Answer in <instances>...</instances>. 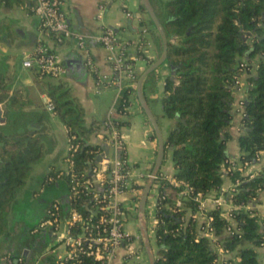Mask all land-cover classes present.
<instances>
[{
	"label": "trees",
	"instance_id": "16d2710c",
	"mask_svg": "<svg viewBox=\"0 0 264 264\" xmlns=\"http://www.w3.org/2000/svg\"><path fill=\"white\" fill-rule=\"evenodd\" d=\"M20 2L32 10L34 0H0V7H12ZM151 2L168 37L167 56L162 65L169 73L165 76L161 104L162 115L175 121L164 137L166 153L175 168L174 176L191 185L194 192H218L223 181L221 166L227 158V127L232 120L239 65L244 62L251 68L254 58L257 59L255 71L247 73L248 83L242 97L243 130L238 143L241 158L250 162H257L256 152L264 149V0ZM140 8L147 13L142 0ZM148 21L154 26L151 35L159 56L161 37L150 17ZM11 23L0 19V103L4 104L5 118V122L0 123V233L8 228L11 205L26 182L33 163L40 158L43 143L36 135L39 129L35 126L43 115L32 118L31 114L20 110L23 104L20 101L22 85L17 83L20 57L3 49L4 38L16 33L10 27ZM147 60L150 63L154 59ZM31 68L41 75L35 66ZM171 73L177 82L170 78ZM124 81L129 83L130 79ZM60 86L61 83H51L48 94L54 103V111L68 130L71 144L77 146L71 155L74 170L79 175L89 176L95 155L104 147L88 141L86 134L90 128L84 124L81 105L67 94L66 88L55 93V88ZM135 92L131 85L123 87L112 112L116 125L128 122L120 112ZM61 95L65 97L60 100ZM151 135L156 137L153 129ZM56 172L51 171L46 178L55 176ZM229 175L238 180L235 190L228 195L236 205L243 206L264 189V167L252 177L240 175L237 171ZM68 178L64 175L67 183ZM158 182L155 264H213L216 252L209 239L199 233L195 219L184 217L185 207L173 203L180 187L163 178ZM81 198H84L83 194L71 197L69 203H77L86 212L79 204ZM184 203L192 210L199 205L192 198L184 199ZM207 212L212 217L211 226L221 234L229 220L218 208ZM232 212L234 226L239 231L222 235L220 240L226 249L235 251L236 257L229 258L225 264H262L257 247L264 242V218L252 215L243 207ZM71 231L75 228L71 227ZM77 259L79 264L97 263L82 253ZM75 260L68 258L63 264H74Z\"/></svg>",
	"mask_w": 264,
	"mask_h": 264
},
{
	"label": "crops",
	"instance_id": "0c3cea01",
	"mask_svg": "<svg viewBox=\"0 0 264 264\" xmlns=\"http://www.w3.org/2000/svg\"><path fill=\"white\" fill-rule=\"evenodd\" d=\"M128 1L130 4H127V0L105 4L101 17H98L97 13L102 0H62V8L71 29L75 31L96 35L101 32L104 26L112 27L121 40L128 41L127 52L133 59L135 72L140 75L151 63L147 59L155 60L158 57L151 35L153 25L148 21V13L141 10L140 0ZM0 19H4L6 23L12 21L10 27L16 31L15 35L4 38L3 49L20 57L17 68V83L22 85L20 101L23 104L20 110L22 113L35 116L42 105L50 111L52 113L51 120L41 124V119L35 123V126L37 129L43 128L44 132L51 134L54 139L45 157L33 163L29 175L26 177L25 186L23 185V191L18 193L11 205L8 228L0 233V264H7L3 259L6 254L21 255L27 264H58L57 259L66 252L64 244L60 242V234L67 230L69 215L70 192L63 172L68 166L70 138L59 114L46 107L47 97L51 98L48 94L49 85L61 83L66 88L67 94L75 98L82 106L84 124L90 128V132L86 134L88 141L91 144L104 147L105 152L114 153L113 147L100 137V132L103 131L102 121L107 112L113 108L117 90L114 85L106 84L96 88V79L103 75H113V70L106 59V48L94 38L90 36L86 38V51L80 49L73 39L60 38L53 32L42 30L38 16L32 10H28L26 5L21 2L12 7L1 6ZM38 41L47 45L65 65V72L59 77L37 75L32 68L22 66L23 55L30 51ZM87 54L93 60L94 69H90L85 64ZM256 60V58L252 60V72L255 71ZM168 73V68L161 65L155 69L151 76L149 74L145 76L142 85L143 93L158 120L164 137L175 123L173 119L162 115L161 99L165 94V76ZM247 75V73H242L234 88L232 120L227 127L229 138L226 142L227 158L230 160H238L241 155L238 136L243 130V106L237 105V102L244 96V90L248 83ZM129 98L133 107L128 115H122V118L128 121L122 125V130L126 134L122 153L130 165H133L137 170L145 171L153 166L157 153V138L151 135V124L146 119V115L138 102L136 92L131 94ZM148 98L158 102L157 112L153 110ZM4 122V104L0 103V123ZM262 167H264V152L251 169L257 171ZM160 169L167 175L172 176L174 174L175 168L169 154L166 153ZM54 170L58 171L55 176L46 178ZM221 170L223 181L220 193L230 189L235 184V181L226 172L225 164L221 166ZM142 182L143 180L139 181V183ZM220 193L206 195L202 200L203 207L206 210L214 208L213 198ZM119 198L124 203L136 200L133 191L121 194ZM55 199L59 200L62 206L57 225L33 232V227L44 216L47 205ZM246 207L258 215L264 216V189L260 190ZM188 217L189 214L186 212V219ZM124 229L132 235V242L121 244L108 264H142L143 255L138 260L132 254L135 249L143 245L147 258L138 221V212L127 209ZM152 234L155 241V235ZM222 235L224 234L218 235L217 238L220 239ZM151 247L155 256L157 246L154 248L151 245ZM257 249L261 257L260 262H262L264 246L260 245ZM230 256L235 258V251L223 254V257L226 258ZM146 260L149 264L148 258Z\"/></svg>",
	"mask_w": 264,
	"mask_h": 264
},
{
	"label": "built area",
	"instance_id": "2783aa9c",
	"mask_svg": "<svg viewBox=\"0 0 264 264\" xmlns=\"http://www.w3.org/2000/svg\"><path fill=\"white\" fill-rule=\"evenodd\" d=\"M113 1L124 2L125 0H102L99 4L97 16L101 17L105 9V4ZM31 9L38 16L42 30L53 32L60 38L73 39L77 47L85 51L87 49L85 44L86 38L89 36L105 47L107 50L106 59L113 70V75L98 77L96 79V88H99L102 84H106L114 85L117 90L113 108L107 112L106 117L102 121L103 131L100 132V137L104 138L113 147L114 153L105 152L104 150L99 152V154L95 155L93 165L90 167V175L83 176L74 170V162L71 155L77 149V146H73L70 142V154L67 157L68 166L63 172V175L69 177V201L71 197L83 194L84 198H81L82 201L79 204L86 209V212H83L77 203H69L67 230L60 234V242L64 244L66 252L59 256L57 259L58 264H63L68 258H76L74 264H79L77 257L81 253L91 257L97 262L96 264H108L115 255L116 249L121 244L132 242V235L128 234L124 229L126 211L127 209H132L138 212V202L141 193L144 185L150 178H152V182L144 213L147 231L155 235L159 222L157 216L159 201L158 179H167L173 185L180 187L178 196L173 202L174 205L177 207H185L184 217L186 218L187 212L189 217L195 219L199 233L209 239L212 248L215 250L216 257L213 264H225L229 258H233V256L223 257V254L229 253L232 250L226 249L221 240L217 238L220 234H217L210 224L212 217L207 212L210 209L206 210L202 204V200L206 195L220 193L221 187L218 192H208L205 194L194 192L193 187L187 182L176 178L174 174L172 176L167 175L160 168L159 173L157 171L153 173L152 167L145 171L137 170L126 161L124 153H122L126 134L122 130V125L115 124L112 112L115 110L123 87L125 85L136 87L138 79V75L134 69L133 59L127 52L128 41L121 40L114 29L109 26H104L101 32L96 35H89L71 29L62 8V0H34ZM21 62L24 67L31 68L35 66L41 75L49 77L57 78L65 72V65L41 41H38L30 51H27L23 55ZM85 64L90 69H94L93 60L89 54L86 55ZM252 69L253 66L249 68L244 62H241L239 65L240 74L236 77V85L239 82V76L242 73H248ZM125 79H130V82L125 83ZM237 105L242 106V98L238 100ZM46 107L54 111V103L50 97L46 99ZM132 107V102L129 98L128 103L124 105L123 111L120 114L128 115ZM263 152L264 149L256 152L257 162ZM257 162H250L247 159H242L240 156L238 160L226 158L223 164H225V170L228 174L237 171L240 175L252 177L259 171L251 169ZM140 180H143V182L139 183ZM234 181L235 184L233 187L222 191L218 196L213 198L215 203L214 208L220 209L221 215L229 220V223L221 233L224 235L234 234L239 231L234 226L235 221L232 212L234 209L243 207L250 211L252 215H258L255 211L246 207L248 203L243 206L236 205L228 197L238 184L237 179ZM153 187L154 191L152 192ZM129 191L135 193L136 200L124 203L119 196ZM186 198H192L198 201V208L192 210L186 207L184 203V199ZM61 207L59 200L55 199L51 201L45 209L44 216L33 227L32 231H40L49 226L57 225ZM260 217L264 218V216ZM71 227H74L75 231H71ZM54 231L56 232V230ZM260 245L264 246V242ZM143 253H145L143 245L132 252L138 260L142 257ZM3 259L7 264H27L21 255L11 256L6 254L3 256Z\"/></svg>",
	"mask_w": 264,
	"mask_h": 264
},
{
	"label": "water",
	"instance_id": "95a60500",
	"mask_svg": "<svg viewBox=\"0 0 264 264\" xmlns=\"http://www.w3.org/2000/svg\"><path fill=\"white\" fill-rule=\"evenodd\" d=\"M142 2H143V5L149 17L153 21L156 29L158 30L160 37H161V41H162V51L160 55L157 58H155V60H153L149 64V66L139 75L137 79L136 87H135L138 102L142 110L144 111L146 117L148 118L151 124V127L154 130L156 138H157V153H156V157H155L153 168H152V172L154 173L160 168L161 164L163 163L164 158L166 156V149H165V142H164V136H163L162 130L160 128V125L158 123V120L155 114L153 113V111L151 110L147 102V99L142 90V85H143L145 76L149 74L150 72H152L153 70H155L156 68L160 67L165 61L166 56H167L168 37L166 35L164 26L151 0H142ZM170 78L174 80V82H177V78L175 77L173 73L170 74ZM171 147L172 146H170L169 148ZM151 182H152V178H150L149 181L144 185L143 191L141 193V196L138 202V221H139V226H140L141 234L143 237V242H144L149 264H155V256H154V252L151 247V244H150V239H149L147 226H146V222L144 218L145 206H146L147 196L149 193ZM262 264H264V257L262 259Z\"/></svg>",
	"mask_w": 264,
	"mask_h": 264
},
{
	"label": "rangeland",
	"instance_id": "374dc122",
	"mask_svg": "<svg viewBox=\"0 0 264 264\" xmlns=\"http://www.w3.org/2000/svg\"><path fill=\"white\" fill-rule=\"evenodd\" d=\"M130 1H128L127 0V4H130L129 3ZM152 29H154V26H152ZM12 35H15L14 33L12 34ZM64 89V86H60V88H55V93H59L61 90H63ZM67 95V94H66ZM69 95V94H68ZM65 97V95H61L60 96V100L61 99H63ZM148 101H149V103H150V105L152 106V108H153V110H155L156 112L158 111L157 110V105H158V102L157 101H155L154 99H152V98H148ZM82 107V106H81ZM39 108V107H38ZM83 109V108H82ZM37 112V111H36ZM29 114V113H28ZM36 115H39V114H42L43 115V118H42V121H41V124L42 123H47L48 121H50L51 120V116H52V113L50 112V111H48V110H46L45 108H44V106H42L41 105V107L38 109V112L37 113H35ZM32 116V118H36L37 116ZM83 115H84V111H83ZM158 116H159V114H158ZM158 119H159V117H158ZM9 127V126H8ZM38 133H36V135H39L40 136V139H41V141L43 142L42 143V146H41V148H40V150H41V154H40V158L39 159H37V161H40V160H42L44 157H45V155H46V153H47V151L50 149V147H51V145H52V143H53V141H54V139L51 137L52 135L51 134H47V133H45L44 132V130H43V128L42 129H39L38 131H37ZM50 135V136H49ZM35 163V162H34ZM29 175V174H28ZM25 186V185H24ZM23 189H24V187H22L21 188V190L23 191ZM20 190V191H21ZM154 191V187L152 188V192ZM148 200H150V198H148ZM149 237H150V242H151V245L155 248L156 247V243H155V241H154V238H153V234L151 233V232H149ZM143 255V259L141 260V262H142V264H147V258H146V256H145V253H143L142 254Z\"/></svg>",
	"mask_w": 264,
	"mask_h": 264
}]
</instances>
